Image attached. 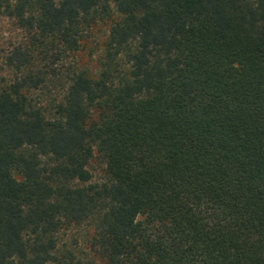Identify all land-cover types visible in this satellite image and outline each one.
I'll use <instances>...</instances> for the list:
<instances>
[{
	"label": "trees",
	"instance_id": "16d2710c",
	"mask_svg": "<svg viewBox=\"0 0 264 264\" xmlns=\"http://www.w3.org/2000/svg\"><path fill=\"white\" fill-rule=\"evenodd\" d=\"M3 16L0 264H264V0Z\"/></svg>",
	"mask_w": 264,
	"mask_h": 264
},
{
	"label": "rangeland",
	"instance_id": "374dc122",
	"mask_svg": "<svg viewBox=\"0 0 264 264\" xmlns=\"http://www.w3.org/2000/svg\"><path fill=\"white\" fill-rule=\"evenodd\" d=\"M25 36V31L20 29L14 20L4 16L0 17V48L5 50L6 52H9L14 46H17L19 43L24 42ZM98 37H102V33H99ZM88 50L84 55L87 60L90 59L88 56ZM11 74L12 72L7 67H5L4 65H0V77L8 78L11 76ZM91 170L94 173L95 181H100L104 178L105 173L103 171V165L100 163V161L94 160L92 162ZM85 232L86 229L83 228L75 229L70 233V236L68 234V239L69 241H72L71 236L73 235L74 237H77V239L82 243L84 241L83 237L85 235Z\"/></svg>",
	"mask_w": 264,
	"mask_h": 264
}]
</instances>
